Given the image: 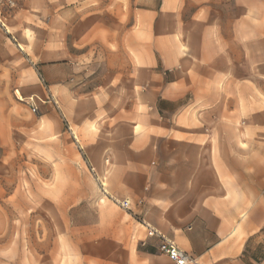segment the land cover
Listing matches in <instances>:
<instances>
[{"label":"crops","instance_id":"0c3cea01","mask_svg":"<svg viewBox=\"0 0 264 264\" xmlns=\"http://www.w3.org/2000/svg\"><path fill=\"white\" fill-rule=\"evenodd\" d=\"M31 1L19 0L25 7ZM229 1L234 10L227 20L222 0H54L55 56L67 57L66 41L74 49L99 44L108 54L116 44L117 57L133 65L130 125L119 96L111 108L115 99L102 94L93 100L101 105L93 115L103 121L102 131L78 132L87 137V160L104 176L109 198L130 204L120 207L118 221L101 211L103 223L119 225L126 238L133 226L142 242L149 226L195 264H264V257H247L264 251V132L248 125L264 124V0ZM190 3L195 9L186 17ZM205 3L211 5L204 9ZM222 77L233 78V121H244L246 132H183L188 107L162 124L167 112L159 107L183 100L191 89L221 88ZM111 120L121 132L108 131ZM155 259L170 264L164 256Z\"/></svg>","mask_w":264,"mask_h":264},{"label":"rangeland","instance_id":"374dc122","mask_svg":"<svg viewBox=\"0 0 264 264\" xmlns=\"http://www.w3.org/2000/svg\"><path fill=\"white\" fill-rule=\"evenodd\" d=\"M15 2L12 9L0 7V264H166L155 259L164 256L158 241H138L133 226L126 238L119 225L101 221V211L118 221L121 208L109 198L104 176L89 165L87 137L78 134L102 131L103 121L93 115L95 107L97 112L101 108L93 100L102 94L115 99L106 106L111 108H117L119 96L125 125H130L134 90L127 86L133 65L117 57L116 44L108 54L99 44L74 49L66 41L67 57L55 56L54 0H32L27 7ZM230 2L222 0L219 8L227 20L233 19ZM194 9L193 3L187 5L185 16ZM231 27L227 21V33ZM70 51L80 58H71ZM221 80V88L191 89L183 100L163 104L162 124L188 107L183 132H246L249 124L251 132H264L257 119L248 125L233 121V78ZM135 92L141 95L144 88ZM109 124V132H121L119 123ZM256 253L247 257H264V251Z\"/></svg>","mask_w":264,"mask_h":264},{"label":"built area","instance_id":"2783aa9c","mask_svg":"<svg viewBox=\"0 0 264 264\" xmlns=\"http://www.w3.org/2000/svg\"><path fill=\"white\" fill-rule=\"evenodd\" d=\"M16 6L15 0H0V7L12 9ZM121 208L129 210V202H119ZM148 230V237L156 239L159 242V251L166 256L173 264H195V260L186 252L181 250L175 242L166 238L157 230L146 226Z\"/></svg>","mask_w":264,"mask_h":264}]
</instances>
